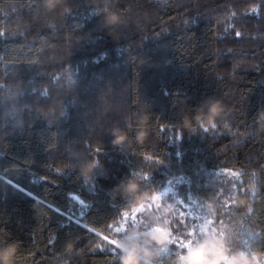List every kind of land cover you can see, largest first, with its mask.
Masks as SVG:
<instances>
[{
  "label": "trees",
  "instance_id": "obj_1",
  "mask_svg": "<svg viewBox=\"0 0 264 264\" xmlns=\"http://www.w3.org/2000/svg\"><path fill=\"white\" fill-rule=\"evenodd\" d=\"M205 238L264 254V0H0V253L182 264Z\"/></svg>",
  "mask_w": 264,
  "mask_h": 264
},
{
  "label": "clouds",
  "instance_id": "obj_2",
  "mask_svg": "<svg viewBox=\"0 0 264 264\" xmlns=\"http://www.w3.org/2000/svg\"><path fill=\"white\" fill-rule=\"evenodd\" d=\"M209 112L211 113V107L209 108ZM116 133L113 132V136L116 137ZM182 135V134H181ZM180 135V136H181ZM178 137V139L180 138ZM113 145H116V140L113 139L112 141ZM123 183V182H122ZM132 181L129 180L127 184H124L125 189L132 190L131 185ZM117 187H120L119 185ZM135 191H139V185L137 184L135 186ZM161 211H166V209H161ZM162 224H154L152 231L149 233L151 235L152 233L157 232L158 230L162 229ZM126 240L131 239V236L126 237ZM153 244L156 242L153 241ZM209 243L207 238L204 240H201L198 244L194 246H190L187 250V252L184 254L182 259V264H208L207 261L203 258V250L205 246ZM11 246H9V249L4 250L2 253H0V264H14L13 256L14 253L10 251ZM121 254H120V262L119 264H152V261L154 257L150 255L151 249L150 248H144L138 244H125L121 243ZM264 254L260 253H252L251 256H249L248 253L240 252L238 254H233L232 256L228 257H222L221 259H228L229 264H262L261 262V256ZM211 259H216V257H212Z\"/></svg>",
  "mask_w": 264,
  "mask_h": 264
},
{
  "label": "rangeland",
  "instance_id": "obj_3",
  "mask_svg": "<svg viewBox=\"0 0 264 264\" xmlns=\"http://www.w3.org/2000/svg\"><path fill=\"white\" fill-rule=\"evenodd\" d=\"M171 190V187L169 186V187H167L166 189H165V194L167 193V192H169ZM142 209H144V206L143 207H141V210ZM136 212H134L133 213V215L135 214ZM152 231V230H151ZM152 234H154V235H157V236H160L161 238H163V239H165V240H168V235L166 234V232H165V230H163V229H160V230H158L157 232H155V233H152ZM185 244H187V243H185ZM208 262V264H216V262H211L210 260L209 261H207Z\"/></svg>",
  "mask_w": 264,
  "mask_h": 264
},
{
  "label": "snow or ice",
  "instance_id": "obj_4",
  "mask_svg": "<svg viewBox=\"0 0 264 264\" xmlns=\"http://www.w3.org/2000/svg\"><path fill=\"white\" fill-rule=\"evenodd\" d=\"M240 35H241L240 32H237V33H236V36H237V37H240ZM97 151H99V150H97Z\"/></svg>",
  "mask_w": 264,
  "mask_h": 264
}]
</instances>
